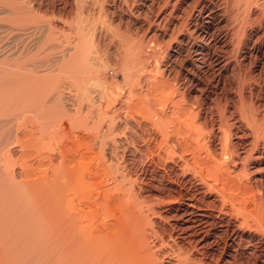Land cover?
Returning <instances> with one entry per match:
<instances>
[{
	"label": "bare ground",
	"instance_id": "obj_1",
	"mask_svg": "<svg viewBox=\"0 0 264 264\" xmlns=\"http://www.w3.org/2000/svg\"><path fill=\"white\" fill-rule=\"evenodd\" d=\"M105 1L0 0V31L48 53L20 71L13 47L0 56V213L38 226L58 264H264V193L252 183L264 181V77H253L264 74V0H121L125 86L95 79L93 125L80 106L64 116L93 135L34 136L33 116L63 104V74L90 66L94 37L111 28ZM18 97L40 103L13 124L3 111Z\"/></svg>",
	"mask_w": 264,
	"mask_h": 264
},
{
	"label": "rangeland",
	"instance_id": "obj_2",
	"mask_svg": "<svg viewBox=\"0 0 264 264\" xmlns=\"http://www.w3.org/2000/svg\"><path fill=\"white\" fill-rule=\"evenodd\" d=\"M114 1H112V0H108L107 1V3H106V1H105V6H104V11H105V13H104V19H105V16H106V23H107V25L106 26H109V28L110 29H108L107 31L106 30H103L102 28H101V25H100V28L103 30V31H101L102 33H100V31L96 34V36L94 37V43L97 45L98 44V52H96V53H94L93 54V57H92V59H91V64H90V66L88 65V66H82V67H80V69H83L84 71H82V70H80V69H77V71H71V72H73V74L75 75V76H80V77H83V78H81L80 79V77L78 78V77H73V78H75V79H73L72 78V75H69V72H67V73H64L63 74V79L65 80H61V81H64L65 82V84H64V82H61V83H63V86H64V88H63V90L64 89H66V90H64V94L66 95V97H65V99H64V101H63V104H61L62 105V107H60L59 105H57V104H55V106H54V104H51L52 106H54V107H52L51 108V106H50V103L48 104V102H47V106L45 107V109L43 110L42 108H40L41 109V112L39 113H37L36 111H37V107L35 108V105L34 104H36V106H39L38 105V103H40V100H37V101H35V103L33 104V102H34V100L32 101V99H31V102H30V100H29V105L28 104H26L27 106H29L28 108H27V106L25 107V106H23V103H25V102H23L24 101V99H22L21 101L23 102H21L20 101V99H19V97H18V100L21 102V104L22 105H20L19 103V101L18 100H16L17 102L14 104V105H10V106H8V109L7 110H4L3 112H5V114L6 115H8V117L10 116V118L12 119V123L14 124L15 122H22L21 121V119L23 120V118H21V116L22 117H24L25 115H27L26 117H28V115H34V112H36L37 114H36V116L34 115L33 116V118H32V121L34 122V120H35V122H37L38 124H40V125H38V127L36 128L35 126V128L33 129V130H36L35 132H34V136H37V134L39 135V134H41L42 132H47V130L49 131L50 129H52V131H53V129H54V133H59V134H57L58 135V138H59V140H60V138H65V135L67 136L68 134H73V136L74 135H84V136H90V135H93V131H91L90 129H89V132L88 131H86L89 127H86L87 129L85 130V128L83 127V126H79L78 124H69L68 122L66 123L65 122V117L64 116H69V115H74V111L76 110V108L78 107L79 108V106H80V108H81V110H83L82 112H81V115H83L84 117L86 116V117H88L87 118V122H89V121H91V119L92 120H94V117H95V112H96V105L95 104H93L92 106L90 105V103L89 102H91V100L93 101L96 97H98V93H99V91L101 90V89H103V85H102V87H99V86H101V84L99 85V83L98 82H96V80L95 79H97L99 76V79L100 80H104L107 84H108V86H107V84L105 83V85L109 88L110 87V89H114V90H117L118 91V88H122V87H124L125 86V81L123 80V77H122V75H123V72L125 71V64H124V61L122 60V57H121V54L119 53V51L120 50H117L118 49V47H119V45H118V43H120L119 42V37H118V34L117 33H121L120 31L119 32H114L116 29H120L122 32H124L125 30H126V28H127V25H130V23H129V20L131 21L132 20V18L130 17V14H128L129 12H128V8H126L125 6H123L124 4H122V2H121V0L119 1V2H117L116 1V3L114 4L113 3ZM120 5V7H119V5ZM131 4V0H129V5ZM118 5V6H117ZM124 7V8H122V7ZM131 6V5H130ZM121 8L124 10H126L127 12H125V10H124V12L121 10ZM130 8V7H129ZM134 8V7H133ZM73 10H74V8H73ZM120 11H122V12H120ZM125 14H127V16L129 15V17H130V19L127 17H124L125 16ZM109 15V16H108ZM119 15H123V17L121 18ZM120 17V18H119ZM123 20V21H122ZM136 23H138V22H136ZM131 24H133V27H131V29L133 28L134 30H133V32H135V34H137L138 32H139V30H140V28L139 27H142L141 25H140V22L138 23V24H134V23H131ZM131 26V25H130ZM121 27V28H120ZM118 29V30H119ZM139 29V30H138ZM110 30H112V31H110ZM114 30V31H113ZM138 30V31H137ZM112 32V33H111ZM116 33V34H115ZM100 34V35H99ZM138 34H140V32L138 33ZM1 35H2V37H1ZM11 35H9V33L7 32V31H0V56L2 57V56H6L7 54H10V48H12L13 47V51H16L17 52V54H16V56H17V58L16 57H14V60H12V61H10L11 62V64H14V65H12L13 66V69L15 68V70H16V68H17V70H22V69H27V68H32V67H35V66H37V65H39V63H42V62H45L46 61V59H48V53H46L47 51L44 49V48H41L40 49V47L39 48H37V50L39 51V53H38V51L36 50V45L35 44H33V41L31 42V38L30 37H26V39H25V37H24V39L23 38H19V40H16V39H18V38H16L15 40L11 37ZM115 37V38H114ZM23 39V40H22ZM73 39V36H69V42H68V40H67V38L66 37H59L58 39H57V42L58 43H63L62 44V46H67V45H65V44H69L71 41H73L72 40ZM166 39L167 38H165L164 39V41H166ZM12 40V41H11ZM61 40V41H60ZM14 41V42H13ZM67 41V42H66ZM13 42V43H12ZM30 42V43H29ZM65 42V43H64ZM17 43V44H16ZM7 44V45H6ZM32 44V45H31ZM60 44V45H61ZM100 46V47H99ZM3 47V48H2ZM6 47V48H5ZM10 47V48H9ZM25 47V48H24ZM16 48H17V50H16ZM20 48V49H19ZM61 49H58V52H57V50L54 52L57 56L58 55H60L61 56V54H62V52H60V50H63V48L62 47H60ZM164 49V51L163 52H167V53H169L170 52V48H166V46H164L163 47ZM7 49H10V50H7ZM23 49L25 50V51H23ZM44 49V50H43ZM120 49V48H119ZM37 51V53L35 52V51ZM42 50H43V53H41L42 52ZM8 51H9V53H8ZM21 51V53H22V55H21V53H19ZM27 51V52H26ZM30 51V52H29ZM29 52V53H28ZM34 52V53H33ZM6 53V54H5ZM19 53V54H18ZM46 53V54H45ZM29 54V55H28ZM37 54V55H36ZM21 55V56H20ZM32 55V57L31 58H27V56L28 57H30ZM36 55V56H35ZM19 56V57H18ZM34 56L36 57V58H34ZM39 56H41V57H39ZM44 56H45V58H44ZM47 56V57H46ZM39 57V58H38ZM18 59L19 58V60H20V62H18L19 60H16V59ZM25 58V59H24ZM35 59V62H34V60L33 59ZM44 60H43V59ZM119 58V59H118ZM29 59V60H28ZM37 59H38V61H37ZM43 61H42V60ZM23 60V62H21ZM27 60H28V63H27ZM93 60V61H92ZM96 60V61H95ZM151 60V59H150ZM99 61V62H98ZM152 61V60H151ZM150 61V62H151ZM12 62H14V63H12ZM26 64H25V63ZM34 63L33 65H31L32 63ZM120 62V63H119ZM15 63H17L16 65H15ZM36 63V64H35ZM95 63V64H94ZM99 63V64H98ZM21 64V65H20ZM101 64V65H100ZM151 64H152V62H151ZM17 65H18V67H17ZM23 65V66H22ZM30 65V66H29ZM124 65V66H123ZM19 66H20V68H19ZM104 66V67H103ZM123 66V67H122ZM89 67H90V69H89ZM99 67H100V69H99ZM19 68V69H18ZM95 68V69H94ZM98 68V69H97ZM109 69V70H108ZM178 70L180 69V66L177 68ZM81 71V72H80ZM86 71V72H85ZM85 72V73H84ZM88 72V73H87ZM91 72V73H90ZM93 72V73H92ZM97 72H99V73H97ZM155 72V73H154ZM254 72V70H252V73ZM82 73H84V74H82ZM87 73V74H86ZM125 73V72H124ZM157 73H158V71L156 72V69H154L153 70V72H151V74H153V75H157ZM65 74H67V75H65ZM94 74H95V76L97 75V77H95L94 76ZM102 74V75H101ZM82 75V76H81ZM67 77V79H66V77ZM69 76L71 77V78H69ZM255 76V79H257V80H259V82L263 85V83H262V81H263V77H264V74H260L259 72L257 73V72H254V74H253V77ZM61 77V78H62ZM65 77V78H64ZM93 77H94V79H93ZM262 77V78H261ZM69 78V79H68ZM169 78H171L170 80H174V79H172L173 77H172V74L171 75H169ZM261 78V79H260ZM73 79V80H72ZM82 79H83V81H82ZM77 80V81H76ZM81 80V81H80ZM85 80V81H84ZM108 80V81H107ZM67 81H69V82H67ZM70 81L72 82L73 81V83L71 84L70 83ZM79 81V82H78ZM95 81V82H94ZM77 84V85H79V86H77L75 83ZM78 82V83H77ZM92 82V83H91ZM111 82V83H110ZM172 82V81H171ZM83 83V84H82ZM97 83V84H96ZM110 83V84H109ZM73 84H75L74 85V87H73ZM111 84H112V86H111ZM69 85V87L68 88H71L72 87V89H67V86ZM70 85H71V87H70ZM82 85V86H81ZM84 85V86H83ZM118 85V88L116 87ZM89 86V87H88ZM77 88V90H76V88ZM80 87H82V88H84V93H83V89L82 88H80ZM177 88V87H176ZM124 89H126V87L124 88ZM263 89H264V87H263ZM68 90V91H67ZM70 90V91H69ZM80 90V91H79ZM81 90H82V92H81ZM95 90V91H94ZM66 91V92H65ZM76 91H77V93H76ZM87 91V92H86ZM120 91V90H119ZM118 91V92H119ZM184 91V93H185V95H189V97H190V99L192 98V100H194V99H197V98H199L200 97V95H198V93H193V92H190V91H186V90H183ZM71 92V93H70ZM86 92V93H85ZM97 92V93H96ZM67 93H69V94H67ZM74 93V94H73ZM88 93V94H87ZM122 93V92H121ZM120 93V94H121ZM71 94H72V96H71ZM119 94V93H118ZM119 94V95H120ZM79 95V96H78ZM88 95V96H87ZM119 95H118V97H119ZM75 96H76V98H75ZM45 96H43V97H41V100H43V99H46L47 100V97H45ZM70 97V98H69ZM71 97H73V98H71ZM94 97V98H93ZM188 97V96H187ZM25 98V97H24ZM75 98V99H74ZM79 98V99H78ZM214 98V97H213ZM263 99H264V97H262ZM26 100H27V98H25ZM66 99H68V100H66ZM70 99V100H69ZM71 99H74V100H71ZM78 101H79V103L81 104H79L78 103ZM89 101V102H88ZM19 102V103H18ZM28 102V101H27ZM26 102V103H27ZM37 102V103H36ZM31 103V104H30ZM69 103V104H68ZM70 103L71 104H74V106L72 107V108H70ZM89 103V104H88ZM17 104H19L18 106H16ZM32 104L34 105V106H32ZM68 104V105H67ZM64 105V106H63ZM50 106V107H49ZM18 107V108H17ZM25 107V108H24ZM35 108V110L33 109V111L34 112H32L31 110V108ZM41 107V106H40ZM102 107H104V106H100V108H102ZM30 108V109H29ZM56 110H55V109ZM65 108V109H64ZM70 108V109H69ZM74 108V109H73ZM22 109V110H21ZM59 109V110H58ZM72 109V110H71ZM13 110V111H12ZM29 110V111H28ZM39 110V109H38ZM48 110V111H47ZM54 110V111H53ZM58 110V111H57ZM23 111V112H22ZM40 111V110H39ZM43 111V112H42ZM64 112V113H61V112ZM18 112H19V114H18ZM27 112H29V113H27ZM21 113V114H20ZM67 113V114H66ZM83 113V114H82ZM93 113H95L94 114V117L92 118V115H93ZM16 114V115H15ZM69 114V115H68ZM19 115V116H18ZM39 115V116H38ZM45 116V117H44ZM91 116V117H90ZM29 117H31V116H29ZM28 117V118H29ZM61 117H63V118H61ZM90 117V118H89ZM21 118V119H20ZM45 119V120H44ZM64 119V120H63ZM67 121V120H66ZM52 122H53V124H52ZM91 122H95V120L94 121H91ZM91 122H89L90 124H92ZM29 123V122H28ZM55 124V125H54ZM58 124H60L59 126H58ZM63 124V125H62ZM67 124V125H66ZM43 125V126H42ZM66 125V126H65ZM93 125V124H92ZM39 126H41V128L39 127ZM51 126V127H50ZM63 126H65L66 128H64ZM68 126V127H67ZM72 126V127H71ZM77 126H79L80 128H77ZM58 127H60L59 128V130H62V131H60L59 132V130H58ZM45 128V129H44ZM62 128V129H61ZM67 128L69 129V131L71 132H69L68 130H67ZM83 128V129H82ZM39 129L40 130H42V131H39ZM74 129V130H73ZM0 130H2V129H0ZM57 130H58V132H57ZM65 130V132H66V130L68 131V132H66V134H64L63 133V131ZM80 130H82V131H80ZM37 131H39L38 133H37ZM85 131H86V133H85ZM91 131V132H90ZM41 132V133H40ZM78 132H79V134H78ZM82 132V133H81ZM89 133H90V135H89ZM63 136V137H62ZM54 141V140H53ZM52 141V142H53ZM56 142V141H55ZM58 142H56V143H53V146L54 145H56ZM14 146L16 145V144H13ZM13 145H11V146H13ZM17 145L15 146V148L17 149ZM55 147V146H54ZM256 168V167H255ZM137 169H138V167H137ZM262 180H264L263 178H262ZM255 182V181H254ZM253 181H252V183L253 184H255V185H257V186H259L258 188H260V192H261V190H262V192L264 193V181L262 182L263 184H261V179L260 180H257V182H255L254 183ZM262 192H261V194H262ZM263 197H264V194H263ZM15 211H17V210H15ZM19 214V213H18ZM18 214H16V213H10V212H7V211H5V212H1L0 213V264H58V261L56 262L55 260H58L57 258H56V255H53L54 254V252H53V250H51V249H49V247H48V252H46V248H47V246L48 245H46V243L44 244V240H43V238H42V230L37 226V228H36V226L35 225H29V224H32V223H25V225L27 224V225H29L28 227L26 226H22L21 225V222L20 221H22V220H24V218H25V220H27L28 218H26V217H24L23 219L22 218H18ZM20 217V216H19ZM31 218V217H30ZM19 219V220H18ZM31 219H33V218H31ZM24 220V221H25ZM16 221V222H15ZM19 221V222H18ZM170 222H171V224H173L174 222L173 221H171L170 220ZM8 223V224H7ZM22 224L24 225V222L22 221ZM21 227V228H20ZM34 227V228H33ZM14 228V229H13ZM26 228V230L24 231V229ZM167 228H169L168 226H167ZM28 229H30V230H28ZM33 229V230H32ZM40 229V230H39ZM24 231V232H23ZM28 232V233H27ZM169 242L170 243H173L174 245H183V246H185V247H189L186 243H184V242H181V241H178L177 240V242L176 241H172V240H169ZM176 243V244H175ZM45 245V246H44ZM44 246V247H43ZM46 247V248H45ZM44 250V251H43ZM50 252V253H49ZM45 253V254H44ZM51 255V257H50V255ZM196 256H197V254H196ZM50 260V261H49ZM166 260H168V261H170L169 259H165L164 257L162 258V261L164 262V264H174V263H170V262H168V261H166ZM251 261V259H247V260H245L247 263H251L250 261ZM253 261V260H252ZM244 262V261H243ZM258 264H260V263H258Z\"/></svg>",
	"mask_w": 264,
	"mask_h": 264
}]
</instances>
